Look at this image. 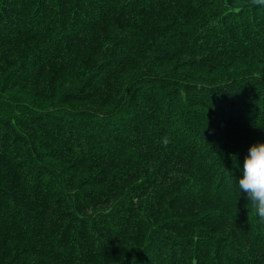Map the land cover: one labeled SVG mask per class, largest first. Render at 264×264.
<instances>
[{"label":"trees","instance_id":"trees-1","mask_svg":"<svg viewBox=\"0 0 264 264\" xmlns=\"http://www.w3.org/2000/svg\"><path fill=\"white\" fill-rule=\"evenodd\" d=\"M254 142L252 0H0V264H264Z\"/></svg>","mask_w":264,"mask_h":264},{"label":"clouds","instance_id":"clouds-1","mask_svg":"<svg viewBox=\"0 0 264 264\" xmlns=\"http://www.w3.org/2000/svg\"><path fill=\"white\" fill-rule=\"evenodd\" d=\"M256 6L264 7V0H252ZM162 143L167 147L169 139L164 137ZM230 175V172L225 170ZM231 176V175H230ZM233 179V177L231 176ZM240 193L243 192L260 222H264V143L254 142L249 145L243 158L241 176L236 179Z\"/></svg>","mask_w":264,"mask_h":264},{"label":"rangeland","instance_id":"rangeland-1","mask_svg":"<svg viewBox=\"0 0 264 264\" xmlns=\"http://www.w3.org/2000/svg\"><path fill=\"white\" fill-rule=\"evenodd\" d=\"M5 98L7 100H19V101H22L24 100L22 97H20V99H17L15 96H13L12 94H5Z\"/></svg>","mask_w":264,"mask_h":264}]
</instances>
